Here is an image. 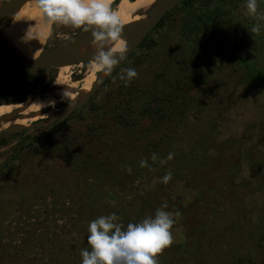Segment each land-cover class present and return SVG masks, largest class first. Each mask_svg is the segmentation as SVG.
<instances>
[{
  "label": "rangeland",
  "instance_id": "obj_1",
  "mask_svg": "<svg viewBox=\"0 0 264 264\" xmlns=\"http://www.w3.org/2000/svg\"><path fill=\"white\" fill-rule=\"evenodd\" d=\"M239 1V11L248 15L246 0ZM260 11L261 6H257V12ZM182 16V11L176 9L162 26L149 32L157 46L141 56V65L133 67L137 76L131 82L145 90L143 102L161 95L162 90H174L164 83L158 86L163 70L159 72L157 68L163 62L169 61L166 66L177 72L186 68L183 56L189 51L180 27ZM60 26L58 39L93 29V26ZM260 29L261 34L257 35L264 40V27ZM258 46L257 52L240 59L226 55L219 59L213 54L218 46L212 47L209 61L216 63L205 68L209 78L200 84L203 86L200 92L199 88L191 87L183 95L184 102L192 107L177 121L175 117L159 118L158 113L144 115L138 117L132 132L122 135L111 121L110 127L116 126L115 149L108 167L127 168L125 174L136 172V177L130 178L132 182L127 179L123 183L128 185L115 195L114 201L101 198L81 212H77L76 206L70 211L68 200L80 190L72 194L69 191L78 184H89L88 181L70 175L68 166L58 157L39 158L35 164L27 159L21 164L17 157L19 152L22 155L29 151L35 135L70 113L19 136L15 134L20 132L0 135V139L4 136L6 140L0 145V168L14 163L17 168L8 181L22 184L24 194L12 199V204L2 205L4 224L8 226L0 244L6 245L8 251L27 239L31 247L30 264H81L80 251L88 247L87 229L91 220L115 213L116 222L126 226L153 215L166 204L176 222L172 227V243L157 254L158 264H264V77L249 81L251 74L264 73V45L258 41ZM140 51L136 48L133 52ZM120 65L92 96L100 107L106 91L116 90L120 85L114 75L118 73L120 77ZM34 76L41 79L40 87L48 82L45 71L35 72ZM70 76L80 78L73 74V69ZM16 79L9 81L15 84ZM19 84H15L13 94L23 88ZM9 96V100L1 101L13 103L17 99L16 95ZM138 106L135 102L132 108L136 110ZM135 110L133 116L137 115ZM81 120L78 114L67 118L74 131L84 126ZM159 132L166 141L162 151L166 156L163 160L167 161L155 167L144 159L142 141L137 142L143 134L149 139ZM53 204L58 208L55 212ZM20 260L17 263L24 264Z\"/></svg>",
  "mask_w": 264,
  "mask_h": 264
},
{
  "label": "trees",
  "instance_id": "obj_2",
  "mask_svg": "<svg viewBox=\"0 0 264 264\" xmlns=\"http://www.w3.org/2000/svg\"><path fill=\"white\" fill-rule=\"evenodd\" d=\"M239 3V0H182L156 25V28L162 26L163 21L176 9H180L183 13L180 19V27L184 33L183 37L188 42L187 51H189L183 56L186 68L180 72L171 70L169 66H166L169 65V61L167 64L163 62L159 69L157 68L159 72L163 70L158 86H163L164 83L174 90H171L172 92L167 91V89L162 90L161 95H156L143 102L142 95L145 94V90L135 86L131 81L125 86L120 78L124 74L123 69L141 65L143 63L141 56L149 49L157 46V42L148 34L137 47L141 51L138 54L132 52L120 65V77L118 73L114 74L115 78L119 79L120 85L116 90L106 91L104 104L100 107L93 100V96L81 108L47 126L48 128L43 133L34 136V141L31 142L30 145L32 146L28 152H24L22 155L19 152L17 157H19L21 164L25 162V159L29 160V163L35 164L39 158L58 157L68 166L70 175L74 174L83 178L84 181L87 180L89 184H78L74 190L69 191L72 194L80 190L79 194L74 197L70 196V200H68L70 211H72V207L76 206L77 212H81L83 208L99 201V199L101 200V198L114 201L115 195L123 192L128 185L123 183L127 179L130 181V178L136 177V172L130 171L125 174L127 168L122 170V167L118 169H112V166L108 167L110 164L108 160L113 149H115L113 134L116 126L121 131L120 135L128 134L137 125L138 117L153 115V113L155 115L158 113L157 117L159 118L170 119L175 117L177 121L180 117L185 116L192 107L189 103L184 102L186 99L184 100L183 95L188 93L191 87L199 88L198 91L200 92L203 87L201 85L209 78L210 73L205 68L212 67L216 63L209 61L212 47L218 46V51L213 54L219 59L224 55L240 59L242 56L247 57L251 52H257L258 41L261 46L264 45V40L257 35L258 33L261 34V29L257 33L251 31L254 24L264 27V21L256 19L253 15L241 13L238 9ZM257 6H261L260 13L264 14V0H257ZM92 30L82 31V33ZM172 59L174 58L171 57ZM263 77L264 73L257 71L255 76L251 74L249 81H259ZM13 78H17L15 84L20 83L19 85L23 87L18 93L16 92L17 94H13L16 91L14 89L15 84L9 81ZM190 79L193 81L189 82ZM40 82L41 79L34 76V73H21L1 80L0 103H11L10 101H1L2 99L9 100V95H16V100H21L31 94ZM179 98L180 100L177 102ZM135 102L139 104L136 110L132 108ZM133 110L136 111L137 115L133 116ZM74 114H78L84 125L79 131H74L67 122V118ZM111 121L115 122V127H110ZM174 122L172 121V123ZM25 132L15 135L19 136ZM135 140L137 139L135 138ZM141 141L142 150L145 151L142 153L145 160L151 162L155 167L166 164L167 160H163L166 157L165 152L162 151L166 141L163 140L161 132L152 135L149 139H147L146 134H143L137 143L139 144ZM5 143L6 140L3 136L0 139V145ZM13 161L14 158L11 159V162ZM2 167H5L6 170H2ZM16 168L14 163L4 164L0 168V240L8 226V224H4L3 212L5 210L2 205L7 202L12 204V199L20 198L21 195L24 197L22 184H12L13 182L8 181ZM107 185H109L108 188H106ZM117 187L120 189L113 192V189ZM16 201L18 202V200ZM56 207L54 204L52 205L54 212L58 210ZM19 244L12 246L14 249L8 251L5 249L6 245L0 244V264H20L17 263V260L20 259L22 263L30 264L31 260L28 259L31 249L30 243L25 239L21 240ZM49 261L54 262L56 260L51 259Z\"/></svg>",
  "mask_w": 264,
  "mask_h": 264
},
{
  "label": "clouds",
  "instance_id": "obj_3",
  "mask_svg": "<svg viewBox=\"0 0 264 264\" xmlns=\"http://www.w3.org/2000/svg\"><path fill=\"white\" fill-rule=\"evenodd\" d=\"M37 4L49 22L94 26L93 68L105 76L111 74L119 63L117 54L122 57L126 46L121 39V18L111 8L110 0H37ZM246 8L250 15L264 21V15L257 12V0H246ZM251 31L259 32L260 25L254 24ZM123 73L120 78L125 86L137 76L131 67L123 69ZM169 177L170 173L164 177L165 181ZM166 209L167 205L162 204L153 215L126 226L116 222L115 213L91 220L87 229L88 247L80 251L81 264H158L157 254L172 243V227L176 222L174 214Z\"/></svg>",
  "mask_w": 264,
  "mask_h": 264
},
{
  "label": "bare ground",
  "instance_id": "obj_4",
  "mask_svg": "<svg viewBox=\"0 0 264 264\" xmlns=\"http://www.w3.org/2000/svg\"><path fill=\"white\" fill-rule=\"evenodd\" d=\"M6 0H0L4 2ZM155 0H110L111 8L121 18L122 24L144 18V13ZM51 22L40 11L36 0H21L17 3L14 18L0 29V46L13 49L22 61L35 58L49 34ZM62 24L57 23V27ZM125 44L130 35L121 38ZM115 47V45H113ZM94 53V44L89 42L75 51L76 55ZM80 76L72 79L70 73ZM83 69V70H82ZM93 62L62 65L53 69V80L44 82L41 89H35L29 97L16 104H0V130H13L43 119L47 114L60 111V102L73 107L94 88L100 76L96 74Z\"/></svg>",
  "mask_w": 264,
  "mask_h": 264
},
{
  "label": "water",
  "instance_id": "obj_5",
  "mask_svg": "<svg viewBox=\"0 0 264 264\" xmlns=\"http://www.w3.org/2000/svg\"><path fill=\"white\" fill-rule=\"evenodd\" d=\"M19 1L21 0H6L0 2V29L14 18L17 11V3ZM181 1L182 0H155L153 5L144 13V18L122 24L121 38L130 35V39L125 41L126 51L123 53L122 57L120 54H117L119 63L113 68V71L143 42L145 37L158 24L161 18ZM57 28V23L51 22L48 37L38 55L31 60L22 61L18 58V55L13 49L0 46V81L21 73L46 71L48 73L47 83L51 84L54 68L62 65L92 62L93 53L75 54L78 48L92 41V31L73 34L63 39H58ZM100 74L101 72L96 75L100 76ZM110 75H101L93 90L75 106L67 107L69 105L68 102H60L63 103L60 111L47 114L45 118L31 122L25 127H15L13 130H0V135L22 132L44 126L75 111L94 95L97 89ZM22 101L7 104H16Z\"/></svg>",
  "mask_w": 264,
  "mask_h": 264
},
{
  "label": "flooded vegetation",
  "instance_id": "obj_6",
  "mask_svg": "<svg viewBox=\"0 0 264 264\" xmlns=\"http://www.w3.org/2000/svg\"><path fill=\"white\" fill-rule=\"evenodd\" d=\"M59 27H62V26H58V28H59ZM45 72H46V71H45ZM39 88L41 89L40 85H39V86H38L36 89H39ZM35 91H36V90H34L33 92H35ZM33 92H32L31 94H33ZM31 94L27 95L26 97L22 98L21 100H15L14 102H19V101H22L23 99H25V98L29 97ZM14 102H13V103H14ZM0 104L6 105L7 103H0ZM62 105H63V103H61V105H60V106H62ZM60 106H59V104H58V106H57V107H60Z\"/></svg>",
  "mask_w": 264,
  "mask_h": 264
}]
</instances>
